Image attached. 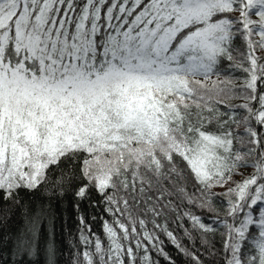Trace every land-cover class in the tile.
I'll list each match as a JSON object with an SVG mask.
<instances>
[{
	"label": "snow or ice",
	"instance_id": "snow-or-ice-1",
	"mask_svg": "<svg viewBox=\"0 0 264 264\" xmlns=\"http://www.w3.org/2000/svg\"><path fill=\"white\" fill-rule=\"evenodd\" d=\"M69 197V264H264V0H0V259Z\"/></svg>",
	"mask_w": 264,
	"mask_h": 264
},
{
	"label": "trees",
	"instance_id": "trees-1",
	"mask_svg": "<svg viewBox=\"0 0 264 264\" xmlns=\"http://www.w3.org/2000/svg\"><path fill=\"white\" fill-rule=\"evenodd\" d=\"M235 103H240V101L237 100L235 101ZM25 198L27 199V196H25ZM3 204L4 202L0 200V220L8 215V212L3 208ZM82 209L85 212L86 221L90 214H97L96 209H88L84 205H82ZM8 211H11L12 215L10 219H7L6 224L0 225V237L8 233L15 234L22 224V220L20 219V210L18 208H12ZM54 214V242L58 249V252L60 253V255L58 256L57 264H69V261L72 257L73 248L77 243L75 238L78 234V228L80 227L75 210L72 208L71 198H65L62 203H57L54 208ZM92 230L94 232H99V216L95 222H92ZM45 240H47V232L44 233V239L41 242L42 247ZM3 251L8 253L12 251L11 241L9 242L8 247L3 249ZM168 251L175 255L174 249H172L170 246L168 248ZM13 260L18 261V264H32V259L27 255H23L19 258L14 257ZM0 264H13V261L0 259ZM36 264H45V258L43 255L39 257V260L36 262Z\"/></svg>",
	"mask_w": 264,
	"mask_h": 264
}]
</instances>
